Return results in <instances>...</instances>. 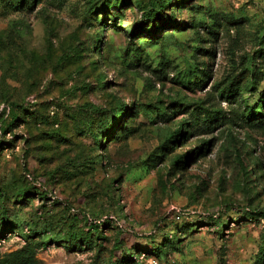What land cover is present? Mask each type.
<instances>
[{"label": "rangeland", "instance_id": "obj_1", "mask_svg": "<svg viewBox=\"0 0 264 264\" xmlns=\"http://www.w3.org/2000/svg\"><path fill=\"white\" fill-rule=\"evenodd\" d=\"M15 2L0 264H264V0Z\"/></svg>", "mask_w": 264, "mask_h": 264}, {"label": "trees", "instance_id": "obj_2", "mask_svg": "<svg viewBox=\"0 0 264 264\" xmlns=\"http://www.w3.org/2000/svg\"><path fill=\"white\" fill-rule=\"evenodd\" d=\"M24 2V0H16V2L13 4L12 3V6H15L16 8H18L22 3ZM163 8H165L164 5H161ZM158 13H155L154 10H151L150 12H147V11H144L143 13V17H144V21L145 23H149L151 21H156L157 20V17H158ZM148 30V27H145L142 31L145 33L146 31ZM99 43H100V40H98ZM197 85H199V82L196 83ZM123 111V109L120 111V113ZM262 112L255 109L253 106H246L245 107V116L248 118V119H253V118H260L262 117ZM118 118H120V115L118 116ZM111 130V128H110ZM36 191L35 188H31V189H24L23 191H20L21 193H18L16 195V197H18L19 199H22V198H26V195L30 194L31 192ZM43 197L46 199V195L45 194H42ZM2 194L0 193V198H1ZM71 226L72 225H69L67 227V230L66 232L63 234L62 237H59L57 239H52L54 241H58L59 243H66L67 244V248L69 247H72L74 248L76 245H75V242L78 241L79 239H83L84 241H86V236H88V233L86 234H83V231L81 230H78V231H75L73 229H71ZM95 231H97V226H93L92 227ZM10 230V229H8ZM5 234H6V229L4 228L3 225H0V240H2V238H5ZM173 242H171L172 244ZM122 251V250H120ZM129 254L131 255H136L137 257H139V255L141 254H144V255H148V256H157V255H154L153 251H135V252H127L126 253V256H122L121 258V261L118 262V261H115L114 263L116 264H125V263H130V264H136V262L134 260H132L131 257H129ZM124 260V261H123Z\"/></svg>", "mask_w": 264, "mask_h": 264}]
</instances>
